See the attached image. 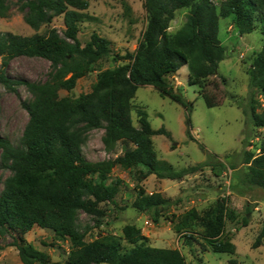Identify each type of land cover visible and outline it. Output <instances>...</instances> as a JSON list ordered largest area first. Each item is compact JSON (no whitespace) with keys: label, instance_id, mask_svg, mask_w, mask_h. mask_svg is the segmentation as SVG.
Instances as JSON below:
<instances>
[{"label":"trees","instance_id":"obj_1","mask_svg":"<svg viewBox=\"0 0 264 264\" xmlns=\"http://www.w3.org/2000/svg\"><path fill=\"white\" fill-rule=\"evenodd\" d=\"M25 22L38 31L61 16L63 36L56 29L43 35L22 36L0 32V58L4 67L17 57L43 58L51 63L50 78L43 83L12 79L0 70V85L9 90L24 85L33 100L24 104L29 114L22 146H14L0 135V169L12 175L0 190V235L12 238L10 246L18 250L22 264H50L49 254L38 250L26 235L35 227L50 230L57 239L70 240L72 250L67 264H186L178 249L157 248L140 243L123 251L119 242H86V234L78 230L79 212L104 216L103 204L113 203L122 182L111 180L115 167L140 169V180L150 175L159 179L181 181L196 173L206 162L175 170L162 161L155 150L152 137H170L164 128L153 130L148 114L139 113L140 127L132 120L133 100L141 86H152L162 96L169 97L190 111L192 104L175 92L166 78L188 65L190 83L217 74L219 63L225 58V48L219 39L220 16H233L240 35L259 29L264 37V0H225L221 13L212 0H145L147 26L135 52L116 56L123 64L102 71L89 93L77 98L61 97V91L71 92L79 79L92 72L95 64L112 54L110 42L97 33L83 45L79 40L80 25L91 19L88 0H18ZM189 9L184 26L174 35L169 33L177 10ZM6 0H0V18L9 15ZM129 11V8H127ZM249 102L244 110L255 127H264V113L258 112L256 94L264 92V47L248 70ZM14 91V90H13ZM208 107L211 99L203 95ZM187 135L192 138L191 120L187 119ZM104 129L103 143L108 152L118 143L127 145L124 153L103 161H88L82 154L85 130ZM132 146V148L129 147ZM203 148V147H202ZM259 153H246L248 172L238 177L249 188L264 192V137ZM109 180L111 181L108 184ZM160 193L147 194L140 188L134 207L142 212H155L169 203ZM199 219L195 211L191 212ZM226 202H218L201 219L203 237L212 251L234 254L235 245L220 238L225 232ZM185 218L184 225H189ZM245 218L243 226H247ZM127 240H135L142 231L133 225L123 229ZM187 240H192L186 235ZM264 228L253 244L262 245ZM231 264H237L235 260Z\"/></svg>","mask_w":264,"mask_h":264},{"label":"rangeland","instance_id":"obj_2","mask_svg":"<svg viewBox=\"0 0 264 264\" xmlns=\"http://www.w3.org/2000/svg\"><path fill=\"white\" fill-rule=\"evenodd\" d=\"M6 1L10 11L7 17L0 18L1 33L45 35L54 28L63 36V17H54L36 31L25 22L18 0ZM212 1L220 14L225 0ZM88 2L87 12L91 19L81 23L79 40L85 45L91 35L97 33L110 42L112 54L98 61L92 72L79 79L71 92L61 91V97L77 98L89 93L100 72L124 63L116 56L135 52L146 30L145 0ZM188 12L189 9L176 11L169 27L171 35L184 26ZM219 39L225 48V58L219 63L216 75L192 85L189 66L186 65L166 78L174 91L192 104L190 111L148 85L138 88L132 103V120L136 128L140 127L139 113L145 111L153 130L164 128L170 133V137L162 134L152 137L160 160L175 170L205 162L209 165L181 181L159 179L155 175L140 180L139 168L126 170L115 167L110 179L120 180L122 185L115 201L102 205L105 215L78 214V230L86 234V242L117 241L123 251L140 243L178 249L185 256L186 264H231L232 260L237 264H264V239L260 247H253L264 228V192L249 188L238 180L248 172L246 153L257 155L264 137V127H255L244 111L249 108L248 70L264 47V37L259 29L240 35L233 16H220ZM1 68L12 79L36 83L46 82L52 72L51 63L43 58L17 57L6 67L0 58ZM13 90L0 85V135L14 146L21 147L29 122L24 104L32 101L33 95L24 85L15 86ZM203 95L211 99L214 107L206 105ZM256 100L258 112L264 113V92H258ZM188 118L191 120L192 138L187 135ZM104 136V129L85 130L83 133L82 154L88 161L113 159L127 149V145L120 142L114 151L108 152L103 143ZM11 175L9 169H0V190L4 189ZM140 188L147 194L160 193L170 200L161 207L158 222L154 220V210L145 213L134 207ZM223 201L226 202L227 219L220 240L231 241L236 247L234 254L214 253L211 244L203 237L204 228L200 223L218 202ZM192 211L198 214L199 219L191 215ZM187 217L189 225H184ZM245 218L249 221L247 226H243ZM128 225L139 228L142 235L135 240H127L123 229ZM186 235L192 240H187ZM26 237L38 250L50 255V264H67L72 250L70 240L57 239L52 231L39 227L33 228ZM11 242L10 236L0 235V264H22L18 250L10 246Z\"/></svg>","mask_w":264,"mask_h":264}]
</instances>
